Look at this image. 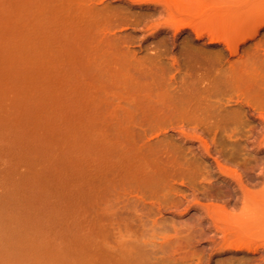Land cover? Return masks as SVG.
Masks as SVG:
<instances>
[{
  "label": "rangeland",
  "instance_id": "374dc122",
  "mask_svg": "<svg viewBox=\"0 0 264 264\" xmlns=\"http://www.w3.org/2000/svg\"><path fill=\"white\" fill-rule=\"evenodd\" d=\"M0 121V264H264V0H0Z\"/></svg>",
  "mask_w": 264,
  "mask_h": 264
},
{
  "label": "bare ground",
  "instance_id": "6f19581e",
  "mask_svg": "<svg viewBox=\"0 0 264 264\" xmlns=\"http://www.w3.org/2000/svg\"><path fill=\"white\" fill-rule=\"evenodd\" d=\"M202 63H203V62H202ZM214 63H215V62H214ZM216 77H217V76H216ZM222 80H223V79H222ZM224 80H225V79H224ZM220 81H221V80H220ZM183 98H184V97H183ZM181 101H182V100H181ZM0 122H1V121H0ZM1 124H2V123H1ZM0 127H1V126H0ZM8 127H9V126H8ZM6 128H7V127H6ZM1 133H2V132H1ZM6 136H7V135H6ZM9 137H10V136H9ZM1 138H2V136H1ZM4 138H5V137H4ZM12 138H13V137H12ZM12 138H10V139H12ZM8 140H9V139H8ZM12 140H13V139H12ZM24 140H25V139H24ZM26 140H27V139H26ZM1 142H2V141H1ZM1 142H0V145H2ZM11 142H13V141H11ZM14 142H15V140H14ZM17 142H18V141H17ZM38 143H39V142H38ZM8 145H9V144H8ZM12 145L14 146L13 143H12ZM69 145H70V144H69ZM14 147H15V146H14ZM8 148H9V147H8ZM14 149H15V148H14ZM104 149H105V148H104ZM116 151H117V150H116ZM8 153H9V152H8ZM33 153H34V152H33ZM110 155H111V154H110ZM39 157H40V156H39ZM42 157H43V156H42ZM165 158H166V157H165ZM171 160H172V159H171ZM43 163H44V162H43ZM164 163H165V162H164ZM45 164H46V163H45ZM63 164H64V163H63ZM165 164H166V163H165ZM0 166H1V165H0ZM50 169H51V168H50ZM158 169H159V168H158ZM33 170H34V169H33ZM61 170H62V169H61ZM61 172H62V171H61ZM55 173H56V172H55ZM158 173H159V172H158ZM249 178H250V177H249ZM249 178H248V179H249ZM252 178H253V182H255L254 179H256V178L253 177V176H252ZM252 178H251V179H252ZM161 179H162V178H161ZM251 179H250V181L252 182ZM250 181H249V182H250ZM145 184H146V183H145ZM210 184H211V183H210ZM211 185H212V184H211ZM211 185H210V186H211ZM39 188H40V187H39ZM40 189H41V188H40ZM42 190H43V189H42ZM221 190H222V189H221ZM10 191H11V190H10ZM15 192H16V191H15ZM43 192H44V190H43ZM13 193H14V191H13ZM16 193H18V192H16ZM44 194H45V193H44ZM33 195H34V194H33ZM63 195H64V194H63ZM42 196H43V195H42ZM25 197H26V196H25ZM33 198H35V196H34V197L32 196V199H33ZM63 199H64V198H63ZM67 199H68V198H67ZM35 200H37V198H36ZM35 200H34V201H35ZM2 201H3L2 198H0V229H1V232H2V225L5 224V222H7V221H6V220H7L6 217L3 215V214H4V213H3V212H4V208L6 207L5 202H6L7 200H4L3 203H2ZM6 204L8 205V201H7ZM9 204H10V203H9ZM4 205H5V206H4ZM6 208H7V207H6ZM8 208H9V205H8ZM10 209H11V208H10ZM36 211H37V210H36ZM254 211H255V210H254ZM251 212L253 213V211H251ZM252 213H251V215H252ZM9 216H10V215H9ZM11 216H13V215H11ZM11 216H10V218H13V217H14V216H13V217H11ZM7 217H8V215H7ZM39 218H40V217H39ZM60 219H61V218H60ZM254 219H255V217H254ZM254 219L252 218L253 221L251 220V222L255 223V222H254ZM13 220H15V218H14ZM258 220H259V219H256L257 222H258ZM32 222H33V221H32ZM34 224H35V223H34ZM34 224H33V225H34ZM44 224H45V223H44ZM46 224H47V223H46ZM255 224H257V223H255ZM257 225H258V224H257ZM34 226H35V225H34ZM36 226H37V228H38V226H41V225L38 224V225H36ZM257 227H258V226H257ZM37 228H36V229H37ZM41 228H42V227H40L39 229H41ZM258 228H259V227H258ZM24 230H25V228H24ZM24 230L22 231V232H23V235L26 234V233H25L26 230H25V231H24ZM17 231H21V230H17ZM37 231H40V230H37ZM15 232H16V231H15ZM41 232H42V231H41ZM13 233H14V232H13ZM24 233H25V234H24ZM16 234H19V236H20L21 233H20V232H16ZM12 235H15V234H12ZM15 236H17V235H15ZM27 236H28V235H27ZM236 236H237V235H235L234 237H236ZM20 237H22V234H21ZM23 237H24V236H23ZM228 237H229V236H227V235L224 233V234H223V237H222V241H223L225 244H227V245L229 244L228 246L231 247V248H232V247H233V248L235 247V248H239V249H240L241 247L244 248V246H245L247 249H249V248H251L252 246H257L256 249H255V252L260 251V250H264V242H261L260 240L258 241L257 238H252V237H251L250 239H244V238H245V237H244V238L242 239V236H241V237H240V236H237L234 240L230 241V238H228ZM24 238H25V237H24ZM26 238H28V237H26ZM9 239H10V238H9ZM139 240H140V239H139ZM0 241H2V235H0ZM26 241H28V240H26ZM26 241H25V242H26ZM41 241H43V240H41ZM18 242H19V241H18ZM25 242H24V243H25ZM228 242H229V243H228ZM260 242H261L262 244H261ZM0 243H1V242H0ZM2 243H3V242H2ZM2 243H1V244H2ZM21 243H22V241H21ZM49 243H51V242H49ZM47 244H48V243H47ZM139 244H141V243H139ZM142 244H143V243H142ZM12 245H13V244H12ZM12 245H10L11 248H13ZM22 245H23V244H22ZM53 245H54V244H53ZM2 246H3V245H1V247H0V252H1L3 249H4V251H6V250H5V249L7 248L6 245H5L4 248H3ZM8 246H9V245H8ZM13 246H14V245H13ZM139 246H140V245H139ZM20 247H21V249L23 250V248H22L23 246L20 245ZM47 247H48V246H47ZM56 247H57V246H56ZM142 247H143V245L140 246V248H142ZM143 248H144V247H143ZM246 248H245V249H246ZM8 249H10V248L8 247ZM8 249H7V250H8ZM13 249H15V250H19V243H18V245L14 246ZM138 249H139V248H138ZM144 249H145V248H144ZM256 250H257V251H256ZM4 251H3V252H4ZM118 251H119V250H118ZM142 251H144V250H142ZM3 252H2V253H3ZM54 252H55V251H54ZM119 252H120V251H119ZM147 252H148V251H147ZM260 253H261V252H260ZM19 254H20V253H19ZM29 254H30V252H29ZM143 254H144V253H143ZM0 255H1V253H0ZM263 255H264V254H263ZM47 257H48V256H47ZM69 257H70V256H69ZM132 257H133V256H132ZM144 257H145V256H144ZM262 257L264 258V256H262ZM1 258H2V257H1ZM5 258H6V257H5ZM26 258H27V257H26ZM82 258H83V257H82ZM6 260H7V259H6ZM61 260H62V259H61ZM8 261H9V260H8ZM1 262H2V261H1ZM3 262H5V261H3ZM3 262H2V263H3ZM66 262H67V261H66ZM120 262H121V261H120ZM112 263H113V262H112ZM54 264H55V263H54Z\"/></svg>",
  "mask_w": 264,
  "mask_h": 264
}]
</instances>
